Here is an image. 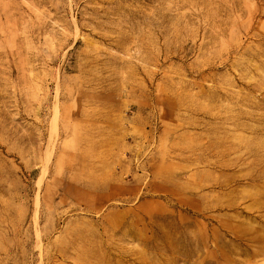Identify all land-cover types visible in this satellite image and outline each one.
<instances>
[{
    "label": "rangeland",
    "instance_id": "obj_1",
    "mask_svg": "<svg viewBox=\"0 0 264 264\" xmlns=\"http://www.w3.org/2000/svg\"><path fill=\"white\" fill-rule=\"evenodd\" d=\"M0 264H264V0H0Z\"/></svg>",
    "mask_w": 264,
    "mask_h": 264
}]
</instances>
